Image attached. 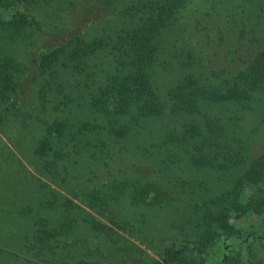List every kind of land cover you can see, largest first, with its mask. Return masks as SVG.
I'll use <instances>...</instances> for the list:
<instances>
[{"label":"trees","instance_id":"obj_1","mask_svg":"<svg viewBox=\"0 0 264 264\" xmlns=\"http://www.w3.org/2000/svg\"><path fill=\"white\" fill-rule=\"evenodd\" d=\"M42 1L49 0H0V39L12 41L33 30L46 46L14 58L1 50L0 40V133L26 102L35 80L57 65L83 75L89 60L101 51L107 53L110 71L98 83L90 79V74L85 75L82 87L87 89L91 109L103 122L105 139L97 148L108 158L104 172L112 179L87 192L71 193L72 198L95 208L127 194L132 203L184 206L197 213L204 228L202 240H163L159 243L161 261L151 264H205L206 255L219 242L225 245L218 264H253L251 246L264 244V133L256 144L240 133L238 122L264 99V0L247 1L248 6L238 4L229 9L233 40L225 56L240 68L223 67L203 77H185L168 89L166 103L156 97L151 69L163 30L188 0H70L52 11L41 9ZM216 16L221 19L219 13ZM113 18L124 19L128 25L87 38L95 23ZM211 41L209 37L204 39L205 43ZM165 111L187 117L180 129L166 131L159 140V145L175 149L167 157L168 162L183 153L195 168L222 174L237 169L239 176L229 189L207 195L209 189L201 183L181 178L166 165L154 169L149 164H131L135 178L114 176L131 168L123 167L124 157L119 150L112 151L106 139L119 142ZM66 129L63 120L51 122L39 145V155L45 156L51 145L63 142ZM82 129L86 130L85 123L79 132ZM56 154L47 161L54 160ZM96 176L94 169L88 171L84 181ZM51 200L48 206L60 203L72 215L80 209L69 198L53 195ZM245 217L259 221L238 224ZM10 231L0 224V244ZM1 257L6 258V253L0 249ZM101 257L104 254L95 250L90 263L81 259L72 264H100ZM108 261L104 259L105 264Z\"/></svg>","mask_w":264,"mask_h":264},{"label":"rangeland","instance_id":"obj_2","mask_svg":"<svg viewBox=\"0 0 264 264\" xmlns=\"http://www.w3.org/2000/svg\"><path fill=\"white\" fill-rule=\"evenodd\" d=\"M69 1H42L40 7L57 10ZM247 1L256 0H188L161 34L151 69L158 101L166 103L168 89L185 77H203L223 67L240 68L225 56L233 40L228 14L232 6H248ZM217 13L221 15L220 20ZM127 25L124 19L101 20L88 30L87 38L110 34ZM28 32L12 41L1 37V50L10 57L20 58L27 50L36 53L46 47L35 31ZM207 37L212 41L205 43ZM106 54L101 51L89 60L83 75L57 65L53 71L35 80L26 102L0 133V224L11 229L4 237L5 242L0 244V249L6 253V258H0L3 264L7 261L72 264L81 259L90 263L91 253L95 250L105 256L101 257L100 264H105L104 259L109 260L107 264H151L161 261L159 243L163 240H202L204 228L197 213L184 206L132 203L124 194L105 206L89 208L72 198L71 193L87 192L102 182L109 184L112 179L104 172L108 158L97 148L105 139L103 122L94 114L87 89L82 87L85 75L90 74V79L98 83L105 72L110 71ZM263 112L264 99L238 122L240 133L251 137L256 144L264 133ZM54 120L65 121V139L51 145L45 156L39 155L45 129ZM186 121L187 117L183 115L165 111L145 128L132 131L119 142L106 140L112 151L119 150L124 157L123 167L149 164L151 168L161 169L166 165L181 178L201 183L209 189L207 195L229 189L239 176L237 169L222 174L208 168H195L188 164L183 153L173 158L174 162H168L167 157L175 149L159 145V140L166 131L180 129ZM83 123L86 130L79 132ZM54 152H58L54 160L47 161ZM253 153H256V147ZM93 169L97 172L96 178L85 182L88 171ZM117 175L137 176L133 168L114 176ZM53 195L71 199L80 209L72 215L60 203L48 206ZM256 220L259 221L245 217L238 224L246 226ZM224 245L219 242L212 247L205 264H218ZM252 249L253 264H264V244L252 245Z\"/></svg>","mask_w":264,"mask_h":264}]
</instances>
